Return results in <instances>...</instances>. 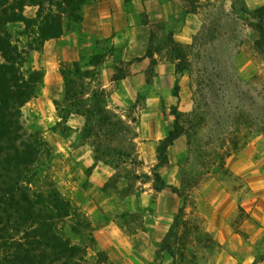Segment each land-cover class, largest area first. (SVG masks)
Listing matches in <instances>:
<instances>
[{
	"label": "rangeland",
	"instance_id": "obj_1",
	"mask_svg": "<svg viewBox=\"0 0 264 264\" xmlns=\"http://www.w3.org/2000/svg\"><path fill=\"white\" fill-rule=\"evenodd\" d=\"M261 5H264V0H202L199 3V22L192 37L193 45L184 48L189 61V69L186 70V100H179L176 105L180 112L187 115L196 105L200 108L206 107L203 105L206 102L211 106L210 113L207 108L198 111L196 109L193 120L188 122L184 119L186 133L168 150V163L158 168L159 174L168 185L160 192L174 193L176 208L172 214H168L171 221L166 230L149 232L152 253L150 252L151 261L147 264H252L255 261L262 264L264 54L254 45L258 33L249 23L253 20V10ZM25 13L32 16L34 8L26 7ZM162 40L164 46L158 42L152 48H158L159 59L162 61L176 62L174 53L170 51L169 38ZM32 52L35 54V51ZM215 67L234 74L235 85H239L240 92L237 88L235 90L238 91L240 99L245 100L249 125L252 126L247 131L242 130L246 135L244 139L237 135L241 139V145L236 149L231 148L227 154L223 150L229 144V138L235 134V127L231 125L230 119L218 122L219 111H214L213 103H220V96L213 91L214 88L197 90V80L205 68L208 69L207 72H211L214 82L212 86L216 87L221 82L213 74L212 69ZM142 105L139 102L126 110L132 121V129L137 125L139 106ZM213 111L214 114H211ZM22 112L27 129L41 126L34 106L28 105ZM167 116H170L169 109ZM167 120L170 123L168 118ZM45 131L46 129L41 128L45 146L34 167L33 185L39 188L53 183L62 192L64 184H61L58 174L64 158L55 153V143L47 137ZM62 132L68 133L69 130ZM128 144V141L125 142L124 147L132 151L131 159H120L117 173L109 182V187H114L113 190L121 193L152 188L156 194L157 190L153 187L154 175L151 172L157 162L153 147L147 145L144 151H139L142 145L135 143L130 149ZM78 199H73V202ZM166 203L167 199L161 196L155 200L151 212L155 215L162 214L166 211ZM179 209L182 211L179 212ZM142 214L140 211L136 213V220H141ZM128 215L130 219L133 218V213ZM177 215L182 232L179 231L176 239L170 236L175 251L173 259L162 249L161 242ZM62 230L65 236L78 242L68 222L64 223ZM88 252L90 256H94L93 248H89Z\"/></svg>",
	"mask_w": 264,
	"mask_h": 264
},
{
	"label": "trees",
	"instance_id": "obj_2",
	"mask_svg": "<svg viewBox=\"0 0 264 264\" xmlns=\"http://www.w3.org/2000/svg\"><path fill=\"white\" fill-rule=\"evenodd\" d=\"M87 1L0 0V264H101L108 259L101 250H97L94 256L89 255L88 249L93 248L94 238L91 223L84 213L74 207L53 183L39 188L33 185L34 167L42 155L45 140L40 126L27 129L22 119V108L37 96L44 75L42 69L33 66L31 52H40L46 40L60 36L64 30L78 31L81 8ZM182 1L185 12L197 11L199 0ZM26 7L35 8L32 16L25 14ZM249 23L258 33L254 45L264 54V5L253 10V20ZM169 45L176 59V74L188 70L189 61L184 48L193 44L181 45L169 38ZM106 49L108 46L101 44L100 50L85 60L63 65V96L55 101L60 120L54 127L69 130L67 117L71 113L83 115L85 125L79 131L80 142H87L92 147L95 160L117 167L120 159H131L132 151H128L124 144L128 141L130 149L134 147L136 131L116 110L107 106L105 90L96 88L86 96L90 90L87 79L93 75L88 67L99 63L105 57ZM149 53L152 54L151 50ZM207 70L205 68L200 74L197 90L214 88L213 91L220 96V103H213L214 111H219L218 122L230 119L235 127V134L223 150L228 153L231 148L241 145L237 135L244 139L246 135L242 130L252 127L249 113L245 100L237 95L240 89L235 85L234 74L219 67L212 69L215 77L221 79L215 87L212 86L211 72ZM120 75L115 74V78ZM178 92L177 77L173 94L178 96ZM203 105L206 107L196 105L187 115L176 105L171 108L173 126L156 148L157 163L152 170L155 190L168 186L158 168L168 163V147L186 133L184 119L193 120L198 109L207 108L210 113V104L204 102ZM227 111H230L228 115ZM67 222L78 242L64 235L62 227ZM179 225L177 215L161 242L162 249L173 259L175 251L170 236L176 239L182 232ZM260 261L264 264V254H261Z\"/></svg>",
	"mask_w": 264,
	"mask_h": 264
},
{
	"label": "crops",
	"instance_id": "obj_3",
	"mask_svg": "<svg viewBox=\"0 0 264 264\" xmlns=\"http://www.w3.org/2000/svg\"><path fill=\"white\" fill-rule=\"evenodd\" d=\"M184 8L181 0H88L81 8L78 31L64 30L60 36L46 40L40 52L31 53L33 66L44 71L43 82L37 96L22 109L28 105L35 107L40 127L46 129L45 134L54 141L55 153L64 158L58 174L64 184L61 193L87 216L92 226L94 254L97 250L104 251L109 264L151 261L149 232L169 227L168 214L176 208V196L164 191L154 194L152 188L131 193L113 190L109 182L117 173V167L95 160L92 147L80 142L84 116L71 113L67 117L68 133L54 127L60 120L55 101L63 96V65L85 60L98 52L101 44L108 46L105 57L88 67L93 75L87 79L90 90L86 96L96 88L105 90L107 106L129 124L132 121L126 110L133 104L143 103L139 106L134 143L142 145L139 151L151 145L157 160V145L173 126L171 108L179 100H186L188 75L187 71L177 75L175 62L159 59L158 48L153 49L152 45L157 46L166 38L181 45L191 43L199 14L185 12ZM161 46H164L162 42ZM150 50H154L152 54ZM115 74L121 75L116 79ZM177 77L179 92L175 96L173 88ZM181 136L168 147L167 155ZM161 196L167 199L166 211L155 215L151 208ZM75 198L79 199L73 202ZM139 211L143 213L142 218L136 220ZM128 213H133L132 219Z\"/></svg>",
	"mask_w": 264,
	"mask_h": 264
}]
</instances>
